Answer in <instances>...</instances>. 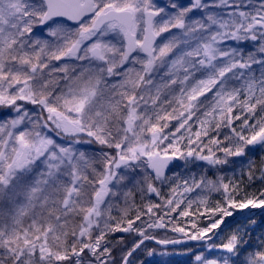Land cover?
<instances>
[{"label": "snow or ice", "instance_id": "obj_1", "mask_svg": "<svg viewBox=\"0 0 264 264\" xmlns=\"http://www.w3.org/2000/svg\"><path fill=\"white\" fill-rule=\"evenodd\" d=\"M157 255L264 264V0H0V264Z\"/></svg>", "mask_w": 264, "mask_h": 264}, {"label": "trees", "instance_id": "obj_2", "mask_svg": "<svg viewBox=\"0 0 264 264\" xmlns=\"http://www.w3.org/2000/svg\"><path fill=\"white\" fill-rule=\"evenodd\" d=\"M162 231V230H161ZM155 246V245H154ZM155 247H159V246H155ZM159 256V255H157ZM156 256V257H157ZM156 257L153 260V264H155V262L159 261L158 259H156ZM145 259H148L145 256ZM186 259V257L182 256V255H172V256H165V260H169L172 262V264H182V262Z\"/></svg>", "mask_w": 264, "mask_h": 264}, {"label": "rangeland", "instance_id": "obj_3", "mask_svg": "<svg viewBox=\"0 0 264 264\" xmlns=\"http://www.w3.org/2000/svg\"><path fill=\"white\" fill-rule=\"evenodd\" d=\"M156 259H158L159 261H163V260H165V257L157 256Z\"/></svg>", "mask_w": 264, "mask_h": 264}, {"label": "water", "instance_id": "obj_4", "mask_svg": "<svg viewBox=\"0 0 264 264\" xmlns=\"http://www.w3.org/2000/svg\"><path fill=\"white\" fill-rule=\"evenodd\" d=\"M159 247H161V246H159ZM169 247H171V246H169Z\"/></svg>", "mask_w": 264, "mask_h": 264}]
</instances>
